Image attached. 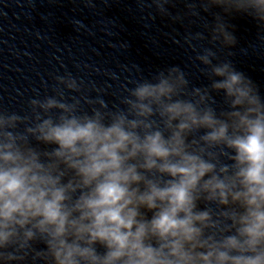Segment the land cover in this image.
<instances>
[{
	"label": "clouds",
	"instance_id": "obj_1",
	"mask_svg": "<svg viewBox=\"0 0 264 264\" xmlns=\"http://www.w3.org/2000/svg\"><path fill=\"white\" fill-rule=\"evenodd\" d=\"M182 2L140 0L206 21L184 43L213 45L195 57L208 85L170 66L85 111L69 74L24 114L0 108V264H264V97L215 50L234 14L264 29V0Z\"/></svg>",
	"mask_w": 264,
	"mask_h": 264
}]
</instances>
